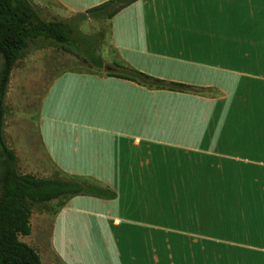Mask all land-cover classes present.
I'll use <instances>...</instances> for the list:
<instances>
[{"label": "crops", "instance_id": "crops-1", "mask_svg": "<svg viewBox=\"0 0 264 264\" xmlns=\"http://www.w3.org/2000/svg\"><path fill=\"white\" fill-rule=\"evenodd\" d=\"M109 1L30 0L65 19ZM100 50L112 70L58 73L38 135L52 170L113 196L36 213L31 235L50 223L42 263L264 264V0H139L109 19Z\"/></svg>", "mask_w": 264, "mask_h": 264}, {"label": "trees", "instance_id": "trees-1", "mask_svg": "<svg viewBox=\"0 0 264 264\" xmlns=\"http://www.w3.org/2000/svg\"><path fill=\"white\" fill-rule=\"evenodd\" d=\"M139 0H111L93 8L88 13L108 10L107 16L113 18L124 8ZM86 16V15H82ZM74 29L71 24L62 21H45L38 14L30 0H0V144L4 149L7 166L2 175V194L0 197V264H43L38 252L20 240V235L31 234V214L34 204L51 202L59 198L76 195L112 197L105 189L87 181L76 179H42L31 174H20L16 169V154L5 141L4 100L12 71L22 52L30 42L39 38L55 40L63 45H73ZM97 68H103L99 57L93 60ZM140 84L171 91H189L191 86L167 82L142 72L121 69L114 74ZM195 189H189L194 210Z\"/></svg>", "mask_w": 264, "mask_h": 264}, {"label": "rangeland", "instance_id": "rangeland-1", "mask_svg": "<svg viewBox=\"0 0 264 264\" xmlns=\"http://www.w3.org/2000/svg\"><path fill=\"white\" fill-rule=\"evenodd\" d=\"M111 10L112 8L98 10L87 16L75 15L66 19L52 13L40 14L45 21L71 24L74 29V43L63 45L43 37L32 41L22 52L12 71L4 100V137L7 146L15 151L16 169L20 174H31L42 179H67L50 168L41 148L38 135L41 99L58 73L85 66L97 68L93 60L100 57V45L109 27L107 14ZM2 61L0 55V69ZM165 136L173 139L177 137L183 142L185 137L190 141L194 135ZM52 202L33 205L31 217L33 214L34 216L31 222L34 228L36 213L50 212ZM49 226L43 234H37L34 230L32 235H20L19 238L42 254L48 248Z\"/></svg>", "mask_w": 264, "mask_h": 264}, {"label": "flooded vegetation", "instance_id": "flooded-vegetation-1", "mask_svg": "<svg viewBox=\"0 0 264 264\" xmlns=\"http://www.w3.org/2000/svg\"><path fill=\"white\" fill-rule=\"evenodd\" d=\"M3 108H4V106H3ZM4 116H5V109H4ZM2 130H3V135H4V125H2ZM6 166H7V160H6L5 155H4V149L0 144V197L2 194V182H1L2 181V175H3V172L6 168Z\"/></svg>", "mask_w": 264, "mask_h": 264}, {"label": "water", "instance_id": "water-1", "mask_svg": "<svg viewBox=\"0 0 264 264\" xmlns=\"http://www.w3.org/2000/svg\"><path fill=\"white\" fill-rule=\"evenodd\" d=\"M104 68L110 71L112 70V68L107 63L104 64Z\"/></svg>", "mask_w": 264, "mask_h": 264}]
</instances>
